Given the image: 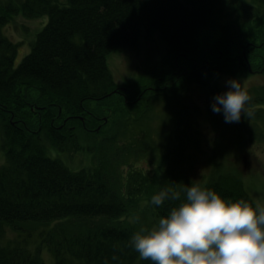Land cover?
<instances>
[{
	"label": "trees",
	"instance_id": "trees-1",
	"mask_svg": "<svg viewBox=\"0 0 264 264\" xmlns=\"http://www.w3.org/2000/svg\"><path fill=\"white\" fill-rule=\"evenodd\" d=\"M17 15L47 17V23L16 67L17 47L0 33V139L5 145L0 264H49L42 249L53 264H152L130 246L131 236L146 228L136 206L143 202L150 217L159 219L180 201L152 206L151 197L191 183L171 180L163 166L143 173L134 165L123 175L124 162L118 165L119 154L109 138L99 144L97 164L78 170L68 167L58 152L77 146L76 128L97 126L95 117H80L86 102L107 99L115 89L107 56L136 47L141 37L154 32L172 59L186 64L183 75L202 87L214 86L211 81L224 71L240 73L244 46L254 65L252 52L259 45L262 62L256 67L264 74V0H0V30ZM168 90L161 88L153 97L174 93ZM32 101L40 107L35 113L27 109ZM133 104L113 110L116 131L124 125L134 130L131 125L135 128L145 117L147 107L137 110ZM258 104L264 100L247 106ZM120 150L136 153L124 145ZM214 171L204 185L223 198L252 200L239 177ZM8 230L19 238L9 239ZM35 230L39 241L31 243Z\"/></svg>",
	"mask_w": 264,
	"mask_h": 264
},
{
	"label": "rangeland",
	"instance_id": "rangeland-1",
	"mask_svg": "<svg viewBox=\"0 0 264 264\" xmlns=\"http://www.w3.org/2000/svg\"><path fill=\"white\" fill-rule=\"evenodd\" d=\"M46 23L47 17L28 19L17 15L1 28L0 33L17 47L15 67L30 52L36 34ZM164 43L160 35L154 32L147 38L141 37L136 47L119 48L107 56L115 89L107 99L85 103L87 111L84 118H80L95 117L97 126L84 130L76 128L79 147L74 145L69 147L70 151H57L59 156L72 170L96 165L102 153L99 144L109 138L114 141L113 147L119 154L118 165L124 162L121 166L123 175L134 165L140 167L143 173L163 166L175 182L205 184L215 173L214 169L227 170V174L241 179L252 200H264V105L247 106L251 115H242L236 123H226L223 113L217 114L211 109L213 97L227 91L226 81L233 78L247 89L251 101L264 100V74L256 67L262 62V51L257 49L259 45L252 52L255 67L248 57L247 47L242 49V56L245 54L253 73L248 72L244 63L240 73L237 70L230 74L224 71L211 81L214 86L205 88L197 85L195 78L183 75L186 64L180 59H176L178 62L172 59ZM255 71L260 74H255ZM161 88H169L174 93L153 97ZM146 89L153 91L145 92ZM32 102L27 109L35 113L40 107ZM133 103L137 104V110L147 107L145 117L134 125L135 128L131 125L134 130L124 125L120 128L122 130L116 131L112 125L116 118L113 110L127 109V105ZM135 109L131 107L132 111ZM1 142L2 139L0 166L4 163L2 147L5 146ZM123 145L134 147L136 153L123 152L120 150ZM46 146L49 149V143ZM143 151L147 152L144 154ZM145 206L140 202L135 211L140 224L150 228L158 219L151 218ZM7 235L9 239L19 238L18 233L12 230H8ZM28 240L31 243L39 241L37 230ZM41 256L53 264V258L45 249H42Z\"/></svg>",
	"mask_w": 264,
	"mask_h": 264
},
{
	"label": "clouds",
	"instance_id": "clouds-1",
	"mask_svg": "<svg viewBox=\"0 0 264 264\" xmlns=\"http://www.w3.org/2000/svg\"><path fill=\"white\" fill-rule=\"evenodd\" d=\"M213 97L211 109L226 123L250 116L252 100L238 79ZM180 201L150 228L130 238L139 259L152 264H264V200L223 198L199 182L179 191L164 188L151 197L152 206Z\"/></svg>",
	"mask_w": 264,
	"mask_h": 264
}]
</instances>
